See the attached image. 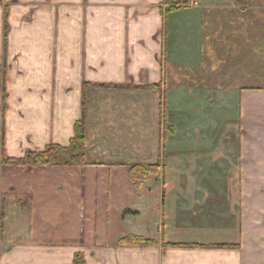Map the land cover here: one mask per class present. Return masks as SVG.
Segmentation results:
<instances>
[{"label": "crops", "instance_id": "0c3cea01", "mask_svg": "<svg viewBox=\"0 0 264 264\" xmlns=\"http://www.w3.org/2000/svg\"><path fill=\"white\" fill-rule=\"evenodd\" d=\"M170 8L168 0H7L0 6V264H77V255L83 264H264V0H247L246 6L238 0H188L185 7ZM84 84L119 87L85 92L87 162L99 157L97 149L103 145L128 143L145 152L162 147L160 101L169 93L194 100L195 107L203 103L218 120L220 111L231 110L232 115L237 110L233 170L220 171L219 177L210 172L211 177L227 178L226 188L205 187L206 172H167L156 177L161 186L149 188V181L138 192L139 202L143 191L155 200L154 206L124 214L123 222L152 216L153 237L131 234L156 241L155 248H118L121 238L109 245L100 236L91 245L86 236L84 246L70 243L80 232L65 242L37 235L35 216L46 203L39 206L35 192L52 168L3 164L4 159L20 160L52 145L67 148L75 124L83 119ZM163 157L161 149L156 162ZM104 168L109 170L103 163L75 169L84 180L88 170L97 174ZM115 170H109L110 180ZM179 177L191 181L178 186L174 180ZM199 180L205 184L203 191L214 193L211 200L209 192L191 187ZM29 192L34 195L30 238L25 239L26 227L16 233L13 217L8 239L5 194L26 200ZM193 199L198 209L189 205ZM223 199L227 205L235 203L230 209L233 220L228 207L217 210L228 220L224 239H177L175 232L194 227V218L201 226L206 220L212 226L204 218L209 210L205 201L222 204ZM18 214L24 222L25 212L19 208L14 216ZM44 216L43 223L49 224ZM239 237L240 250L205 246L239 244ZM165 243L205 247L164 248Z\"/></svg>", "mask_w": 264, "mask_h": 264}, {"label": "rangeland", "instance_id": "374dc122", "mask_svg": "<svg viewBox=\"0 0 264 264\" xmlns=\"http://www.w3.org/2000/svg\"><path fill=\"white\" fill-rule=\"evenodd\" d=\"M88 86V88H95L92 85ZM121 88L124 89L123 87ZM97 89H105L108 91L119 89V87L115 86V88ZM193 101L194 100L191 99H178V97L172 94L170 95V93L169 96L164 98L161 96L160 110L161 116H163V123L165 126L168 123L167 125L176 128H174L175 132L173 134L170 130L166 131V129L163 133L162 131L160 132L159 135L161 136V140L163 139V142L161 143L162 147H155L153 148V151L151 148H148V151L145 152L142 147L129 146L128 143L127 145H122L120 147H113L111 145L100 146L97 150L98 156L101 158L98 157L93 160L88 159V163L96 164L98 166L103 163L109 167V170L115 168L116 170L113 173L117 174L114 175V180L113 174L111 180L109 179V170L106 168L101 169L100 172H98L99 174H96L95 169L88 170L84 180L80 177L79 171L73 167H55L49 169L50 174L42 177L37 193L35 192L39 206L46 203L45 209L41 206L40 210H37V215L35 216L37 217L35 233L36 230H38L39 233L37 235L52 237L54 239L59 238L62 239L63 242H65V239L78 238L81 228L82 213L85 212V236L90 245L95 243L97 236H100V238L106 241L105 243L109 245L116 243L120 238L132 235L131 233H137V235L141 234L144 235V237H153L152 235L156 233V225L151 220L152 216L151 218H148L149 215L147 216V214H143L142 217L127 218L126 222H123V217L124 214H126V211L137 208L139 211L143 210V212H145L147 206L150 207L155 204V200L152 197L146 198L143 191L140 194L143 201H138L139 190H135L130 184L125 172L134 164L149 165L155 163L159 158L161 149H164V165L168 173H207L206 177L209 185L205 186L203 180H199V183L196 184V186H191L192 188L210 186V189L214 190V188H217V191L226 188L225 184L227 178L217 179L211 177L210 172L216 171L217 175L220 171L233 170L230 160L233 158L234 161L236 154V133L233 130L236 127L237 118L234 113H236L237 110H235L232 115L230 114L231 110L228 112H226V110L220 111L218 116L220 120H218L214 111L209 109L208 106L205 105V109L204 104L202 103V105H196L195 107V104L192 103ZM85 107L86 99L83 103V119L80 121H85L86 119ZM234 109H236V104ZM136 126L139 127V124ZM177 129L178 135L176 136ZM105 132L107 133V131H104V133ZM225 142L227 145L222 147V144ZM70 145L71 143L67 148H69ZM227 160H229V162ZM171 180L172 178L170 180L168 179L167 182H170ZM82 181L85 182V185H82ZM174 181L178 186H181L182 183L187 185L191 180L179 177L175 178ZM228 181L230 182L231 179H228ZM22 182V177L19 176L16 180L18 187L23 185ZM95 182H98L97 185H94ZM110 182L112 185H110L111 187L109 186ZM147 186L149 188L161 186L160 178L156 179V176H152L150 183H148ZM20 191L21 189H18V193H23V191ZM222 191L219 192L221 193ZM203 192H206L207 194L209 191ZM209 193V199L213 198L214 193ZM82 195H84V199L82 198ZM18 197H20V200H25L22 199L20 195ZM198 199L200 200V197H198ZM222 201V204L220 202L208 203V200L205 201V206H207L209 210H207V214L204 215V218H207L208 216V218L211 219L212 226L206 225L208 220L204 221L201 226L198 219L194 218L193 222H191L194 227H187L179 230V232H175L177 239L196 241L197 239L200 241L224 239L223 237L227 231L226 229H228V220L222 216V212L219 213L217 210L221 209L222 206L228 207V212L229 214L232 213L231 219L233 220L235 218V212L230 209L235 207V203L229 202V205H227V203H224L225 199ZM196 203L197 200L194 201L193 199V203L191 202L189 205L197 208ZM15 212L16 211H14V214ZM44 215L48 216L49 224L43 223ZM61 215L62 217H60ZM14 217L18 222L16 233L23 231L25 227H27V214L25 213L24 222L22 221L20 214ZM216 222L218 223L217 226ZM32 229L33 216L31 220V233ZM222 229L223 231L220 232ZM164 233L169 234L167 227L166 232ZM170 233H172V231ZM205 246L208 247V245ZM228 249L232 250L234 248ZM235 249H241L240 237L239 248Z\"/></svg>", "mask_w": 264, "mask_h": 264}, {"label": "trees", "instance_id": "16d2710c", "mask_svg": "<svg viewBox=\"0 0 264 264\" xmlns=\"http://www.w3.org/2000/svg\"><path fill=\"white\" fill-rule=\"evenodd\" d=\"M171 4L170 11L185 7L188 4V0H168ZM7 0H0V6H5ZM238 4L241 6H246L247 0H238ZM89 84H85L83 87V101L86 99V89L89 87ZM95 88H115V86L106 87L104 85H95ZM149 89L157 90L160 89L159 86H152ZM166 131H171L172 134L175 132L174 128L169 127L168 125L164 126ZM75 139L71 142L69 148H61L58 146H49L45 151L40 153H32L26 155L23 159L20 160H3V164L6 166H15L23 169H32V168H53V167H73L80 168L82 171H85L90 166H98L95 164H89L87 162V133H86V123L85 121H80L76 124L75 127ZM165 157V156H164ZM164 157L159 162L153 164L144 165V164H134L130 167L128 171L129 180L132 183L135 190H140L147 182L150 181L152 176H165L168 172L165 169ZM84 199V195H82ZM33 205L34 199L31 193L28 194V199L20 200L9 194H5L3 199V212H4V223H5V236L10 239V225L14 217V211L17 209H22L27 214V227L25 239L30 238L31 233V220L33 214ZM126 211L125 213H127ZM84 215L82 213L80 237L78 240H69L70 243L78 242L81 246L85 244V225H84ZM159 244L154 240L145 239L143 237L130 235L124 238H121L118 243V248H141L149 249L155 248ZM164 248H182V247H205L202 244H187V243H165L163 244ZM208 247L218 248V249H228V248H239V244H215ZM77 264H83L84 258L82 255H77L75 258Z\"/></svg>", "mask_w": 264, "mask_h": 264}]
</instances>
